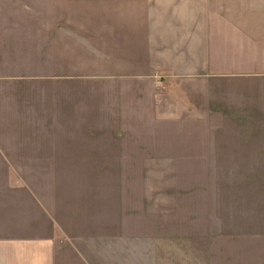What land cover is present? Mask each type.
<instances>
[{
	"label": "crops",
	"instance_id": "1",
	"mask_svg": "<svg viewBox=\"0 0 264 264\" xmlns=\"http://www.w3.org/2000/svg\"><path fill=\"white\" fill-rule=\"evenodd\" d=\"M136 5L0 0V264H65L62 252L81 253L59 249L58 215L41 208L31 174L10 165L116 162L108 158L135 138L121 134L123 106L134 120L179 117L167 138L234 158L216 162L264 158V11L218 36L223 28H203L199 16L156 18Z\"/></svg>",
	"mask_w": 264,
	"mask_h": 264
},
{
	"label": "rangeland",
	"instance_id": "2",
	"mask_svg": "<svg viewBox=\"0 0 264 264\" xmlns=\"http://www.w3.org/2000/svg\"><path fill=\"white\" fill-rule=\"evenodd\" d=\"M132 1L156 18L199 16L203 28H223L218 36L244 28L249 21L236 20L243 13L264 11V0ZM114 4L107 0V10ZM47 85L55 90V82ZM124 115L121 134L128 128L135 138L123 141L121 157L108 158L116 162L10 165L31 174L41 208L58 215L59 249L66 242L80 249L62 252L64 263L264 264V162L256 161L264 158L216 162L234 158L180 147L176 133L167 138L179 117L158 122L149 115L146 122Z\"/></svg>",
	"mask_w": 264,
	"mask_h": 264
}]
</instances>
